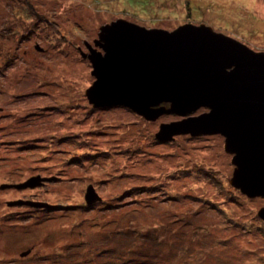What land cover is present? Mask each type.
<instances>
[{
  "label": "rangeland",
  "instance_id": "1",
  "mask_svg": "<svg viewBox=\"0 0 264 264\" xmlns=\"http://www.w3.org/2000/svg\"><path fill=\"white\" fill-rule=\"evenodd\" d=\"M118 20L264 53V0H0V264H264V199L230 185L223 137L160 143L183 118L89 104L82 54Z\"/></svg>",
  "mask_w": 264,
  "mask_h": 264
},
{
  "label": "water",
  "instance_id": "2",
  "mask_svg": "<svg viewBox=\"0 0 264 264\" xmlns=\"http://www.w3.org/2000/svg\"><path fill=\"white\" fill-rule=\"evenodd\" d=\"M87 49L82 58L95 78L86 92L93 108H127L148 122L183 118L161 125L160 143L178 136L223 137L235 167L230 185L250 200L264 199V53L205 25L168 32L124 20L102 27L94 48ZM200 110L208 112L192 116ZM33 182L27 186L34 188ZM85 200L102 201L94 188ZM23 204L47 207L15 205ZM258 217L264 223V207Z\"/></svg>",
  "mask_w": 264,
  "mask_h": 264
},
{
  "label": "flooded vegetation",
  "instance_id": "3",
  "mask_svg": "<svg viewBox=\"0 0 264 264\" xmlns=\"http://www.w3.org/2000/svg\"><path fill=\"white\" fill-rule=\"evenodd\" d=\"M28 13L31 15V17H38L39 18L38 13L35 12L33 9L29 10V8H28Z\"/></svg>",
  "mask_w": 264,
  "mask_h": 264
},
{
  "label": "trees",
  "instance_id": "4",
  "mask_svg": "<svg viewBox=\"0 0 264 264\" xmlns=\"http://www.w3.org/2000/svg\"><path fill=\"white\" fill-rule=\"evenodd\" d=\"M108 109V108H107ZM111 109H113V108H111ZM110 110V109H109Z\"/></svg>",
  "mask_w": 264,
  "mask_h": 264
}]
</instances>
